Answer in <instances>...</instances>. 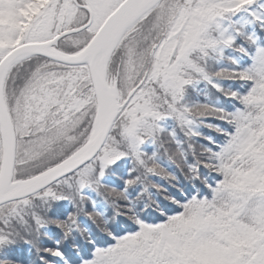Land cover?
Wrapping results in <instances>:
<instances>
[{
  "label": "snow or ice",
  "instance_id": "obj_1",
  "mask_svg": "<svg viewBox=\"0 0 264 264\" xmlns=\"http://www.w3.org/2000/svg\"><path fill=\"white\" fill-rule=\"evenodd\" d=\"M0 264H264V0H0Z\"/></svg>",
  "mask_w": 264,
  "mask_h": 264
}]
</instances>
